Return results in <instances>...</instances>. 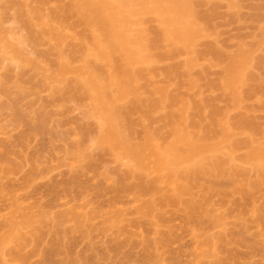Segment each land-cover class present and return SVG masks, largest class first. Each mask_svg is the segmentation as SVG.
Instances as JSON below:
<instances>
[{"label": "rangeland", "instance_id": "374dc122", "mask_svg": "<svg viewBox=\"0 0 264 264\" xmlns=\"http://www.w3.org/2000/svg\"><path fill=\"white\" fill-rule=\"evenodd\" d=\"M188 4L196 36L170 46L156 15H142L150 59L135 66L130 94L111 84L116 129L131 144L151 141L136 164L102 137L99 109L79 83V70L83 78L108 67L85 55V26L55 18L54 0H0V264H264V162L255 164L262 172L245 159L251 147L264 151V0ZM242 51L243 80L226 87ZM61 57L78 72L59 77ZM173 124L214 145L200 166L158 162ZM60 213L67 229L75 217L83 225L60 233L65 253L53 243Z\"/></svg>", "mask_w": 264, "mask_h": 264}, {"label": "bare ground", "instance_id": "6f19581e", "mask_svg": "<svg viewBox=\"0 0 264 264\" xmlns=\"http://www.w3.org/2000/svg\"><path fill=\"white\" fill-rule=\"evenodd\" d=\"M54 1L58 3V6L56 8L57 10L54 12L55 18L61 20L60 22L64 23L66 22L65 20L66 16L67 17L76 16L77 17L76 19L79 20V23L83 24L85 28L89 31V35L87 34L88 37L84 36L87 41L84 47L85 55L91 56V59L94 58L99 61H102L104 64H106V67L107 66L109 67L106 68L107 69L105 70L106 72L99 71L96 70L98 66L95 65L96 61L93 62V64L96 67H92L94 65H91L92 63L89 62L86 64V66L88 65V67H92L91 69L94 68L96 73L95 71L88 72L90 73V75L88 77L85 75L86 77L82 78L83 76L82 75L83 73H81L82 70H79L81 72H79L78 74L80 75L77 76L78 78L81 77L79 78L80 85H82V82L84 81L83 84L86 85L85 87L86 91H88V93L90 92L89 96H92L93 98L92 100L94 101L93 103H95L93 105L95 106L96 109H99L97 111L98 113H100L99 115H101V122L103 123V125H105L103 126L104 134L102 137L105 139H109V138L112 139L114 142L117 143V145H119L121 148L124 149L126 154L136 164H139L145 151H149L151 148L150 138L147 137L146 141L142 144L134 145L130 143L129 139L128 140L126 139L127 138L125 137L127 135L126 133L123 134L122 131H120L119 133L120 129L119 130L116 129L119 109L116 108L117 99H115V97L113 96L114 94H112L110 91L111 84L117 83L120 85V89L118 93L119 96L130 94L131 91L130 82H133L132 79L135 80L138 79L137 78L138 76H136L137 71L139 72L141 71L140 68L135 69V66L137 64L141 65L143 61L146 62L147 60L150 59L149 57H148L149 59H146L147 56L144 57L145 56L144 53H147L146 48L148 47L145 45L146 46L145 48L144 44L142 43V37H143L142 35H144L143 33H145L146 31H143L142 26H141L142 28L138 27V24L140 25L141 24L140 22H143L144 20L143 17H141L142 15L143 16H145L144 14L151 15L148 13H152L153 16L156 15L154 17L159 19L158 21H160L163 26L161 27L160 30L158 28L155 30L158 31L157 32L158 38L163 43L173 42L174 43L173 46L176 45L175 43L179 45L178 43L180 42H184L185 44L186 43L185 41L189 42L191 38H194V36H196L197 31L194 30V27H191L193 26V24H191L187 19V15H189L188 11H190V6H188L189 5L188 0H70L66 5H64V3L62 2L64 0H54ZM60 3L61 5L59 6ZM133 24H136L135 28L137 30H135V28L132 27L134 26ZM60 25L62 26V24H59L58 26L60 27ZM134 31L135 33L133 35ZM153 33L155 32L153 31ZM55 38L58 39L57 37ZM155 41L157 40L155 39ZM170 43L168 44L171 46L172 43L171 44ZM11 45L13 44H10V46ZM177 47H175V49ZM12 49L14 48L12 47ZM15 50L19 51V49H15ZM244 52L242 51V54L234 57L232 63L228 66L227 68L228 75L226 74L228 77L227 79H225L226 87L228 86L233 89L235 88V86L238 85L237 83H240L241 80H243L242 69L243 66L246 65L245 63H247L246 61L248 59L247 57L248 52L246 53ZM114 55H116L115 58ZM89 56L86 57L83 55L84 57L83 60L86 61V58L88 59ZM140 57L143 59H141ZM60 59L63 64L59 62L61 66L59 67L58 72L61 71V73L60 75L56 73L57 75H59V77L62 74H65L68 69H71L69 71L74 73L78 72V71H72L73 70L72 68L67 69V66L68 67L70 66L68 65L69 62L68 64L65 65L64 64L65 62L63 61L64 58L61 57ZM91 59H89V61ZM84 65L85 64H83V66ZM88 67L85 68L88 69ZM98 71L101 74L105 73V76L104 75L100 76V74H97ZM62 76H63L62 78H64V76L66 77V75H62ZM139 76H141V74ZM101 77L103 78L106 77L105 78L106 81L103 82L104 79L102 80ZM80 80H82V82ZM106 90L109 92V94ZM248 125L250 126L251 124ZM243 126H245L246 128L248 127L247 125H243ZM172 128H173L174 139L164 148L163 157L159 158L158 162L162 163L163 161H168L173 165L181 162H187L194 164L195 166H200L201 161L206 159L207 152L212 150L214 148V145H208L204 143L200 144L197 143L196 141H193L192 139L189 138L188 135H186L183 132L182 128L177 124H173ZM121 133L123 134V136L124 135L125 136L123 137ZM181 141H185L186 144L188 145L185 151L180 150L178 146V143ZM0 157H2V155H0ZM4 157H2L1 159H5ZM245 159L247 161L254 163L253 165L255 166V168H258L257 167L259 166L258 162H264V151L262 149L251 147ZM256 162L258 163V165L256 164ZM258 170L262 171L263 168L262 169L258 168ZM76 183H77L76 181L72 180L66 184V188H69L72 185H75ZM187 206L190 213L194 212L197 209V206L193 202L188 203ZM28 219L30 218L28 217ZM67 220H68V215L66 213L58 214L54 220V226L57 228L59 233L58 232L56 233L53 243L54 245H56L57 247L56 249H60L61 251L63 249L64 251L62 252L64 253L67 248L65 249V246L62 244L63 242L61 243L60 239L62 237L61 238L59 237L60 233L66 235L65 237H67V235H71L74 231H78V230L82 231V227H83L80 219L75 217L73 223L74 227L67 229L65 227V223ZM70 248L72 247L70 246ZM261 250L264 252V247H261ZM61 251H59V253ZM57 252L58 251H56V254H59ZM237 258H240V256H237ZM79 259L81 258L79 257ZM233 260L236 259L233 258ZM72 262H74L73 264H84L80 262L78 259H76V263L75 261Z\"/></svg>", "mask_w": 264, "mask_h": 264}]
</instances>
